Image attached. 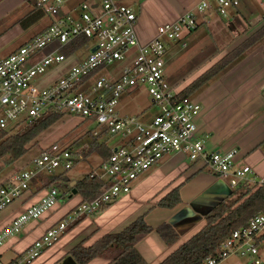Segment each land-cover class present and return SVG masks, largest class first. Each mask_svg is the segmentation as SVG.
Segmentation results:
<instances>
[{
    "label": "built area",
    "instance_id": "obj_1",
    "mask_svg": "<svg viewBox=\"0 0 264 264\" xmlns=\"http://www.w3.org/2000/svg\"><path fill=\"white\" fill-rule=\"evenodd\" d=\"M245 2L199 0L175 21L161 24L152 40L142 42L137 32L138 14L123 0L83 2L79 9L67 12H63L65 0H37V6L52 19L44 31L0 59V129L13 132L50 110H59L95 121L96 128H101L93 129L96 137L120 135V140L110 145V157L90 173L106 180L101 195L79 203L8 264H29L59 241L77 219L129 194L142 174L171 155H186L233 189L244 184L264 187V175L248 164L238 166V148L216 150L207 146L200 127L201 103L192 97L180 98L182 88L172 85L166 68L169 44L187 47L188 34L200 24L199 14L215 10L226 16ZM83 38L87 41L78 49L65 51ZM82 49L89 54L79 59ZM71 59L79 60L45 82L51 66L60 67ZM141 86L147 88L156 107L157 114L151 120L121 115L118 110V98ZM76 161L68 146L54 142L30 161L31 166L5 176L0 172V214L23 197L35 180L56 176L73 168ZM59 197L58 189L51 186L37 204L0 230V245L54 207ZM263 234L264 213H259L234 230L217 255L200 264H219L231 255L262 264L259 240Z\"/></svg>",
    "mask_w": 264,
    "mask_h": 264
},
{
    "label": "crops",
    "instance_id": "obj_2",
    "mask_svg": "<svg viewBox=\"0 0 264 264\" xmlns=\"http://www.w3.org/2000/svg\"><path fill=\"white\" fill-rule=\"evenodd\" d=\"M36 1L0 0L1 6L21 9L17 17L10 21L7 30L15 27L12 41L20 37L22 42L4 57L12 54L50 24L51 16L42 8L37 9ZM123 1L139 11L138 36L142 42H148L157 35V29L161 24L175 21L185 10L194 8L199 0ZM83 2L89 3L94 0H65L63 12L77 10ZM27 5L31 6V10H24L27 9ZM243 9L249 14L257 12V9L246 0L240 8L232 12V15L237 17L242 15ZM32 14H36L37 18L30 22L31 24L24 25L26 17ZM43 17L49 19L48 24L40 29H34ZM198 18L201 23L210 22V16L205 13L199 14ZM258 28L239 27L238 37L243 35L245 39ZM219 50L221 54L218 56H221L196 77L217 62L226 51L225 48ZM71 60L75 63L74 59ZM198 92V98L194 99L202 105L200 127L207 146L216 150L238 148V166L248 164L260 175H264V42L232 63ZM184 158L189 160L184 154L164 158L135 181L129 194L119 197L100 214L81 218L79 223L66 230L59 241L29 264H74L76 262L70 251L75 246L82 242L87 247L91 246L106 234L120 232L142 215H145L153 231L138 242L137 249L148 264L160 263L199 232L206 224V214L233 190L231 186L228 188L229 183L226 180L217 179L213 173L203 178L202 174L206 173L203 169L206 167L190 160L189 165ZM42 186V178L35 180L23 197L0 214V230L41 200L49 190L39 192ZM178 187L182 202L176 208L169 209L158 205L163 197ZM82 200L81 195L68 189L59 197L54 207L25 226L22 237L17 234L0 245V264L13 262L22 255L48 229L66 218ZM165 223L171 224L180 235L179 240L173 245L167 244L157 231V228ZM260 248L259 258L264 264V239L260 242ZM110 261L108 257H97L88 264H109ZM219 264L252 263L238 255H231Z\"/></svg>",
    "mask_w": 264,
    "mask_h": 264
},
{
    "label": "trees",
    "instance_id": "obj_3",
    "mask_svg": "<svg viewBox=\"0 0 264 264\" xmlns=\"http://www.w3.org/2000/svg\"><path fill=\"white\" fill-rule=\"evenodd\" d=\"M37 9L41 8L37 6ZM35 18H37L36 14L26 17V24L24 25H28L27 23L31 24L30 22H33ZM86 41L87 38H83L72 47L65 49V51L70 53L71 50L78 49L82 44L86 43ZM261 42H264V24L183 88L179 97H192L224 72L232 63L243 57L248 51ZM219 52H221V50H219L218 53ZM218 53H216L215 56H217ZM65 114L67 113L63 111L50 110L40 119L30 124L20 126L13 132L0 129V162L1 160L5 162L3 166H0V170H3L6 166L24 157L29 152L32 145L35 144L38 137L58 122ZM93 129L92 135L94 136ZM108 136L112 135L108 134ZM94 137L98 139L96 136ZM94 152L100 157L99 165L94 167V169H96L110 157V144L107 140L94 142L92 150L86 153L85 157ZM78 162L79 158L77 157L75 165ZM68 170L56 176L42 177L43 186L39 192L44 189H49L57 180H64L70 185L72 180L67 174ZM105 184L106 180L104 178L92 176L90 173H87L81 179L77 180L74 186L70 185L69 191L81 195L83 198L82 202H88L93 201L101 195ZM181 202L182 197L178 187L163 197L158 205L174 209ZM111 204L112 203L104 204L93 215L96 216L102 213L108 209ZM259 213H264L263 186L257 184H244L233 189L225 199L206 214V224L202 229L158 264H200L208 257L217 255V251L223 241H225L234 230L246 225L252 216ZM80 220L81 218L77 219L68 229L79 223ZM152 231L153 227L147 222L145 215H142L120 232L106 234L91 246H85L84 242L78 244L70 251V255L77 264H88L97 257L110 258L111 261L109 264H148L144 256L138 251L137 244ZM157 231L169 245L175 244L180 238L179 233L169 223L163 224L157 228ZM263 239L264 234L260 237L259 242Z\"/></svg>",
    "mask_w": 264,
    "mask_h": 264
},
{
    "label": "rangeland",
    "instance_id": "obj_4",
    "mask_svg": "<svg viewBox=\"0 0 264 264\" xmlns=\"http://www.w3.org/2000/svg\"><path fill=\"white\" fill-rule=\"evenodd\" d=\"M248 2L253 8L257 9L256 13L249 14L243 9L242 15L237 17L232 15V12L236 9H230L226 16L218 14L215 10H209L205 14L210 16V22L199 24L196 30L188 34L187 47H183L177 43L169 44L166 68L173 86L185 88L193 79L198 77H196L197 74L221 56H218V54H221L218 53L219 49H226L225 53L222 54L224 56L240 43L244 37L243 35L238 37L239 27L247 26L256 29L264 23V1L248 0ZM19 10L21 11L19 8L9 9L6 6L0 5V58L4 57V55L6 56L14 47L19 46L22 42L20 37L12 41L15 27L7 30L10 21L17 17ZM24 10H31V6L27 5V9ZM135 11L137 12L136 9ZM137 14H139V11ZM48 22L49 19L43 17L37 22L34 29H40L47 25ZM199 23H201L200 20ZM95 43V40L92 41V44ZM216 53H218L217 56H215ZM88 54L89 50L82 49L77 58L81 59ZM79 59L75 61L77 62ZM73 63V60H70L61 64L60 67H56V65L51 66L45 82H49L52 78L67 71ZM198 95L199 92L195 93L192 99L198 98ZM118 101V110L121 115L139 116L142 120H151L157 114L156 107L152 104V97L145 86L123 94L118 98ZM93 128H96L95 121L83 120L82 117L75 114H65L58 122L38 137L35 144L32 145L24 157L0 170L1 175H8L18 168L27 167L29 164L31 166L32 163L30 161L34 157L44 151L50 144L58 142L62 146L71 148L70 150L79 158V162L67 171L69 178L73 181L81 179L87 173H91L94 167H97L100 163V157L96 152L85 157V154L92 150L94 142L107 140L110 145H114L120 140V135H101L97 137L98 139H95L92 135ZM96 129L98 131L101 130L99 127ZM185 162L190 165L192 161L190 162L185 159ZM4 164L5 162L1 160L0 166ZM203 170L206 172L202 174L203 178L210 176L212 173L208 168H204ZM54 184V187L60 192V197L68 191L70 186L64 180H57ZM228 188H231L230 185ZM18 234L19 237H22L24 231L22 230Z\"/></svg>",
    "mask_w": 264,
    "mask_h": 264
},
{
    "label": "water",
    "instance_id": "obj_5",
    "mask_svg": "<svg viewBox=\"0 0 264 264\" xmlns=\"http://www.w3.org/2000/svg\"><path fill=\"white\" fill-rule=\"evenodd\" d=\"M94 50H95V49H94ZM75 184H76V181H72L71 186H74ZM231 192H232V191H231ZM231 192H230V193H231ZM230 193H229V194H230ZM74 264H77V263H74Z\"/></svg>",
    "mask_w": 264,
    "mask_h": 264
}]
</instances>
